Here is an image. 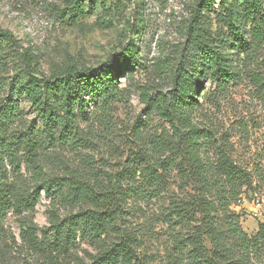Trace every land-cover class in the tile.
Segmentation results:
<instances>
[{
  "label": "trees",
  "instance_id": "16d2710c",
  "mask_svg": "<svg viewBox=\"0 0 264 264\" xmlns=\"http://www.w3.org/2000/svg\"><path fill=\"white\" fill-rule=\"evenodd\" d=\"M108 1L91 3L104 5ZM215 1L199 0L194 5L184 23V48L169 71L171 89L158 99L161 105L157 110L171 124L172 134L160 135L129 159L119 192L47 176L43 162L56 148L83 142L78 112L89 114L86 98H95L103 115L124 99L120 75L148 61L139 57L135 39L129 38L120 57L123 66L118 69L117 62L108 60L83 71L74 65L62 66L50 77L41 78L31 53L21 54L20 41L11 31L0 29V61L17 65L8 85L10 94L0 102V232L10 212L17 216L32 212L43 190L52 200H65L72 209H79L64 218L51 210L47 228H39L32 220L20 221L19 238L30 256H38L42 264H79L74 252L80 241L99 246L104 242L91 264H150L138 253L137 239L121 227L122 204L133 200L135 207H140L166 197L168 206L159 210L158 220L167 227L171 241L169 263L264 264V221L257 233L249 236L235 210L243 197L264 184V152L254 159H238L230 139L218 138L212 129L195 123V114L202 107L198 98L204 80L214 85L203 99L213 107L244 79L264 92V73L253 67L257 64L259 68L256 55L264 56V1L251 0V39L240 41L244 59L239 69L217 46L211 13ZM85 7L80 0H73L61 13L64 20L75 24ZM145 24L141 17L134 31L142 33ZM231 30L237 32L234 26ZM153 66L156 73H163L160 62ZM23 96L38 112L42 130L33 123L13 130L19 116L16 98ZM22 164L31 172L32 186L21 174ZM2 237L5 235L0 233V244L6 242ZM110 237L115 240L107 243Z\"/></svg>",
  "mask_w": 264,
  "mask_h": 264
},
{
  "label": "rangeland",
  "instance_id": "374dc122",
  "mask_svg": "<svg viewBox=\"0 0 264 264\" xmlns=\"http://www.w3.org/2000/svg\"><path fill=\"white\" fill-rule=\"evenodd\" d=\"M72 1L0 0V29L11 31L20 41L21 54L24 51L31 53L33 66L41 78L50 77L62 66L74 65L76 70L83 71L100 67L108 60L117 62L118 69L123 66L120 57L127 49L129 38L135 39L139 57L148 61L144 66L120 75L124 99L115 103L109 114L103 115L97 110V100L86 98L89 114L78 112L83 142L73 147L56 148L43 162L47 176L87 183L96 190L119 192V181L126 174L129 159L145 146H150L151 141L160 135L172 134L171 124L157 110L161 105L158 99L169 94V71L179 61L186 40L184 23L199 0H109L104 5L80 0L86 5L85 12L75 24L64 20L61 13ZM251 4V0H216L211 12L217 46L226 60L238 69L244 59L240 41L251 39ZM230 11L232 16H228ZM141 17L145 18L146 26L139 34L134 29L140 24ZM132 25H135L133 31ZM231 26L237 32L232 31ZM255 58L259 68L257 64L253 67L264 73V65L261 64L263 54L259 53ZM2 62L0 102L8 98V85L17 69V65L11 62L7 65ZM156 62L163 65L162 74L155 72L153 65ZM213 88L210 80L203 81L198 98H201L202 107L195 114V123L212 129L218 138L230 139L238 159L263 154V90L244 79L230 87L213 107L203 100ZM16 100L19 116L13 130L26 128L32 123L42 130L40 116L31 102L25 96ZM8 169L13 170L10 166ZM30 173L22 164L21 174L32 186ZM259 187L255 193L243 197L242 203L235 207L241 215L242 228L249 236L255 235L264 221V184H259ZM172 188L177 191L175 185ZM41 195L32 212L21 216L13 212L7 215L3 222L4 230L0 232L6 240L0 244V256L4 254L3 259L0 257V264H42L38 256L33 255L36 257L33 258L25 251L19 238L20 221L32 220L39 228H47L51 210L64 218L79 209H72L65 200H52L43 190ZM122 206L125 212L121 227L137 239L136 247L141 258L150 264H171L172 248L167 227L158 220L159 210L168 206L167 198H159L140 207H135L134 201L129 200ZM88 207L91 208H85ZM113 240L114 237L106 239L107 243ZM102 246L104 242L99 246L80 241L74 252L77 263L91 264Z\"/></svg>",
  "mask_w": 264,
  "mask_h": 264
}]
</instances>
